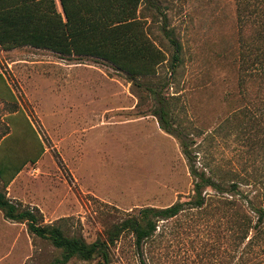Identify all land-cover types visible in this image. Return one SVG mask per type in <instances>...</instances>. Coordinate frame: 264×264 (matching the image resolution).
Here are the masks:
<instances>
[{
    "label": "rangeland",
    "instance_id": "obj_1",
    "mask_svg": "<svg viewBox=\"0 0 264 264\" xmlns=\"http://www.w3.org/2000/svg\"><path fill=\"white\" fill-rule=\"evenodd\" d=\"M153 1L158 11L148 2L142 6L151 39L170 55L160 31L166 16L183 48L175 78L166 64L154 84L167 83L164 92L177 96L184 123L204 132L198 142L220 132L204 142L207 153L200 154L197 167L207 161L216 174H237L247 184L242 190L264 201V88H257L254 104L242 90V40L250 31L240 19L238 0ZM259 14L262 21L264 7ZM0 75V145L28 120L44 149L8 186L7 196L39 210L46 224L64 220L70 234L92 243L109 223L193 195L181 143L153 115L157 103L108 64L0 47ZM56 255L26 225L0 212V264H49ZM244 260L264 262L254 253ZM237 263L230 223L210 211L162 222L144 257L136 253L132 235H125L113 247L110 264Z\"/></svg>",
    "mask_w": 264,
    "mask_h": 264
},
{
    "label": "trees",
    "instance_id": "obj_2",
    "mask_svg": "<svg viewBox=\"0 0 264 264\" xmlns=\"http://www.w3.org/2000/svg\"><path fill=\"white\" fill-rule=\"evenodd\" d=\"M144 2L157 11L160 9L153 0H0V47L6 51L30 47L66 59L104 62L123 74L138 90L148 92L157 103L153 115L161 128L181 143L193 178L191 198L165 208L147 207L137 215L109 223L92 243L83 236L70 234L64 220L46 224L39 210L7 196L8 186L25 165L36 163L44 153L26 120L17 125V136L8 134L0 145V212L6 220L26 225L33 238L54 249L57 255L49 264L97 259L102 264H110L113 247L127 234L133 237L136 253L144 257L146 245L157 237L162 222L175 220L186 212L209 214L210 211L230 223L237 264H248L245 256L252 253L256 259L264 258V201L243 191L242 186L247 184L237 178V174H216L207 161L201 168L197 167L200 154L206 156L207 153L204 142L216 140L220 132L207 134L198 142L204 132L195 131L184 123L178 111L177 96L164 92L167 83L153 82L161 80L159 69L166 64L171 77L175 78L182 64L183 48L174 30L168 28L166 16L160 31L169 43L170 55L151 39L148 16L142 11ZM238 2L240 19L245 18L250 31L242 40L241 85L245 98L254 104L259 99L257 88H264V17L261 21L259 16L264 0ZM249 81L253 84L248 86ZM262 100L264 106V93ZM24 156L31 159L24 161Z\"/></svg>",
    "mask_w": 264,
    "mask_h": 264
},
{
    "label": "built area",
    "instance_id": "obj_3",
    "mask_svg": "<svg viewBox=\"0 0 264 264\" xmlns=\"http://www.w3.org/2000/svg\"><path fill=\"white\" fill-rule=\"evenodd\" d=\"M36 173H37V170L34 169L33 172H32V174L35 175Z\"/></svg>",
    "mask_w": 264,
    "mask_h": 264
}]
</instances>
